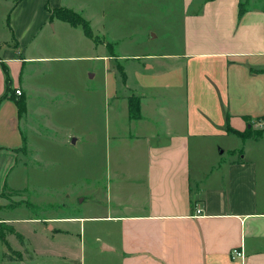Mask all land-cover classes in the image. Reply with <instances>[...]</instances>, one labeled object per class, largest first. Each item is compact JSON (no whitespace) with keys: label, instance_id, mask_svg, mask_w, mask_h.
I'll use <instances>...</instances> for the list:
<instances>
[{"label":"crops","instance_id":"obj_1","mask_svg":"<svg viewBox=\"0 0 264 264\" xmlns=\"http://www.w3.org/2000/svg\"><path fill=\"white\" fill-rule=\"evenodd\" d=\"M131 2L122 4L135 11ZM245 2L186 0L179 52L140 56L113 51L120 39L109 38L105 0L99 15L85 19L101 43L50 12L80 14L98 0H12L0 64L21 70L14 98L0 106L13 127L10 139L5 129L0 137V151L8 152L0 155V180L13 168L29 176L19 153L40 133L32 120L36 97L50 99L37 109L41 164L48 138L69 144L70 160L85 142L92 161L95 132H104L106 202L87 217L45 218L58 245L72 236L67 223L87 219L106 223L92 248L106 264H264V9ZM26 64L34 69L24 72ZM131 95L137 118L129 116ZM48 129L65 137L46 136ZM247 129L260 134H238ZM0 222L12 225L5 216ZM233 249L242 257L231 258Z\"/></svg>","mask_w":264,"mask_h":264},{"label":"rangeland","instance_id":"obj_2","mask_svg":"<svg viewBox=\"0 0 264 264\" xmlns=\"http://www.w3.org/2000/svg\"><path fill=\"white\" fill-rule=\"evenodd\" d=\"M80 1L84 3L86 0ZM105 1L110 14L106 21L109 38L120 39L116 44L113 43L115 53L141 56L148 53L179 52L186 0H131L130 6L135 5V11L134 6L125 8L123 0ZM244 1L248 6L264 9V0ZM11 3L12 0L0 3V41L8 40L10 36L6 25L9 23ZM102 3L103 0H98V3L89 5V9L83 4L80 14L86 20L91 13L99 15ZM95 42L101 43L102 40L95 36ZM24 54L23 51L22 55ZM3 55L4 47L0 46V56ZM30 66L26 64L24 72L34 69ZM38 69H41V65ZM20 70L21 65L18 63L0 64V90L3 93L7 84L10 89L18 84ZM40 80L41 73L34 77L37 83ZM3 100L0 101V106ZM41 101L49 103L50 99L41 100V97H36L31 105L32 120L39 126L37 131L40 133H33L32 142H28L26 148L22 147L19 153V160L29 161L28 178L21 168H13L0 180V216L10 219L12 224L0 222V233L4 240L7 236L9 242L4 245L0 240V264H106L103 255L92 251L93 247L100 246L94 239L97 232L103 235L105 222H88L87 219H81L78 222L67 223L66 227L72 232V236L60 237L62 244L58 245L53 239V233L46 226L48 222L44 220L54 216L87 217L101 211V206L106 202L105 187L108 178V163L101 146L104 132H95L97 134L95 142L100 146L94 147L92 161L86 160L85 142H79L75 146L76 155H72L70 160L67 152L69 144L62 145L48 138L45 140L46 162L41 164V112L37 110L38 106H41ZM2 129H5L10 139L13 127L10 125L6 107H1L0 111V137ZM53 133L56 138L65 137L62 135L63 132L55 133L49 129L44 131L46 136ZM6 154L7 151H0V155ZM18 164L20 162L17 161L16 165ZM3 247L14 258L13 260H1ZM61 250L72 253L73 257L59 258L56 254Z\"/></svg>","mask_w":264,"mask_h":264},{"label":"trees","instance_id":"obj_3","mask_svg":"<svg viewBox=\"0 0 264 264\" xmlns=\"http://www.w3.org/2000/svg\"><path fill=\"white\" fill-rule=\"evenodd\" d=\"M51 12V17H58L59 19L66 21L68 23H70L72 26H80L84 32V34L89 37V38H93L95 39L92 29L89 26V23L78 13L70 10V9H66V8H56V9H50ZM239 12H242V9L239 10ZM117 70L119 72V74L122 77L123 82L125 81V74L123 71L122 66L117 65ZM14 98L11 94V90L9 85L7 84L5 87V92L3 93V95L0 97V101L2 99L5 98ZM18 108H19V112L23 111V102L21 101V99H16L15 100ZM128 111H129V116L131 118H137L139 116V103H138V99L135 98L134 96L129 97L128 98ZM241 137H247L250 135H258L260 133L258 132H253L250 129H247L243 132H239L238 133ZM1 236V233H0ZM2 237V236H1ZM3 257L7 260H13L14 258H12L7 252L3 253Z\"/></svg>","mask_w":264,"mask_h":264},{"label":"built area","instance_id":"obj_4","mask_svg":"<svg viewBox=\"0 0 264 264\" xmlns=\"http://www.w3.org/2000/svg\"><path fill=\"white\" fill-rule=\"evenodd\" d=\"M14 92H15L16 95H20V90L19 89H16ZM237 257H242V252L240 250L233 249L231 251V258H237Z\"/></svg>","mask_w":264,"mask_h":264}]
</instances>
